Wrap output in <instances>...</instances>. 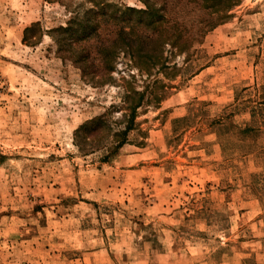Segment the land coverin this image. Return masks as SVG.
<instances>
[{
    "label": "rangeland",
    "instance_id": "1",
    "mask_svg": "<svg viewBox=\"0 0 264 264\" xmlns=\"http://www.w3.org/2000/svg\"><path fill=\"white\" fill-rule=\"evenodd\" d=\"M144 8L0 0V264H264V0L149 70Z\"/></svg>",
    "mask_w": 264,
    "mask_h": 264
},
{
    "label": "trees",
    "instance_id": "2",
    "mask_svg": "<svg viewBox=\"0 0 264 264\" xmlns=\"http://www.w3.org/2000/svg\"><path fill=\"white\" fill-rule=\"evenodd\" d=\"M141 2L145 5V8L140 9V12L151 20L155 30L151 34L144 35V37L143 33L139 31L137 36V42H140L137 44V48L141 51L139 56L147 58L144 62L146 63V70H149L150 67L165 66L166 59H164L163 51L166 46L177 48L178 51L183 52L201 44L208 31L229 18L231 10L237 5L239 0H141ZM180 11L185 15V18L183 17L181 20L178 18ZM187 14H190V16L186 17ZM88 25L86 24V27ZM55 30L71 32L72 24L70 23L66 27H58ZM130 33L123 27L119 29V37L121 36L124 41L126 40L125 48L127 50H132L136 42L134 38L130 37ZM144 40L146 42L149 41L145 46H143ZM107 50L109 51V49ZM82 68L80 67L81 71L86 70H82ZM113 68V65L106 64L103 66V71L110 73ZM143 98V93H138V96L128 104L124 112L125 119L123 122H125V127L116 131L115 135H113L116 143L109 151L110 154L116 153L127 142L128 133L133 128L137 109L141 106ZM107 117L108 113H105L87 124L89 126L91 144L97 145L94 141V135L103 133L105 129L111 131L112 127ZM184 120L186 118L176 119L175 124ZM255 130L252 125H247L240 129L239 132L245 134ZM78 146L82 149L79 144Z\"/></svg>",
    "mask_w": 264,
    "mask_h": 264
}]
</instances>
